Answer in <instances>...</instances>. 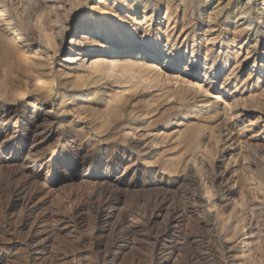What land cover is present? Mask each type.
I'll return each mask as SVG.
<instances>
[{
	"label": "bare ground",
	"instance_id": "6f19581e",
	"mask_svg": "<svg viewBox=\"0 0 264 264\" xmlns=\"http://www.w3.org/2000/svg\"><path fill=\"white\" fill-rule=\"evenodd\" d=\"M37 1H38V5L40 6V13H39L40 22H41V18L44 15V12H47V14H55L58 13V10L64 11L69 21H74V25H76V29L72 33L71 32L67 33V35L64 37V43L68 44V47H63L60 51V54H58L57 46L60 43H58V41H57L58 44L56 43V34H58V31L55 28L56 27L54 25L55 23L54 24L49 23V25L47 26L46 23H44L42 26H40V28L37 31L38 39H32L30 35L24 32L18 25L19 15H17L16 13L15 15L11 11L10 8L12 7H9V5L5 0H0V64L5 63L8 65V63H10L13 64V66L15 65L21 69H23V67L30 65L33 67H37L38 70V68L42 69L41 67L46 65L47 62L51 60V58L53 57L52 54L58 55L60 61L59 66L61 68L60 71L63 73L72 72L73 77L65 81V83H68L70 87H72L68 95L65 93L60 94L59 102L57 104L61 106V108H66L68 106H71L70 108L73 113H71L72 116L68 113L71 117H67V115H65V119L62 121V126L57 128V126H55V124L58 122L56 117L60 113H57L58 111L56 112L55 107L53 105L48 107L43 105L46 108H42V105L39 106V104L34 103L33 104L34 110H31L32 107L31 109L29 108L30 106L29 103L23 101L24 98L21 99L19 96L16 95L15 87L13 84H12L13 87H10L9 83L5 81L4 82L0 81V135L4 133L5 134L4 137L12 138L14 140H18V139H20V141L30 140L32 144L33 143L40 144L47 140H50L51 142L52 140L53 142L52 144L54 145L51 148V157L48 160L44 158L42 153H37L35 151L37 149H34L33 151V150H29V149L27 150L21 148V145L24 144L25 142L19 143L20 146L19 149L11 150L10 153L14 155L13 157H18L20 159H27L29 164L25 165V164L17 163L15 164L16 166L14 167L13 166L14 164L12 163L13 165L12 164L11 165L14 168L9 164L12 167V169H9V171H7L8 170L7 169L6 170L7 172H4L3 174L1 173L2 175L0 176V202H2L1 198L3 196H5L4 201H7V199H5L6 197L9 199L14 198L15 203L17 205L24 204L27 201H29L28 198L30 197L28 196L29 190L31 186L35 184L37 178L35 174L30 173V170L38 165L40 167L46 165L48 168L49 167L56 168L57 166L56 164L58 163V164H64V166L68 168L71 164L77 163L76 165H78L79 170L80 169L85 171L96 170V173H99L98 171L100 170L99 168L104 166L103 171L112 178L111 179L112 181L110 180L103 183H98L99 180L95 183H93L94 181H92L94 185L93 184H91L92 186L87 185L88 186L87 188H89L90 186L91 188L86 190V192L84 189H82L84 187H82L79 190H73V191H77V193L78 191L80 192L81 190H83L82 192H85L82 193L83 197L79 196L82 198L83 202L81 203L79 199V202L81 204L79 203L80 204L79 206H77L78 205L77 204L76 207H74L75 205L72 206L73 204L71 203L72 202L71 201L70 206L74 207V209L72 208V210L69 211L68 208H66L65 206V208L68 211L64 210L63 212H61L60 209L61 213L56 212L59 214V216L57 217L56 215L55 216L53 215L54 214L53 211V214H51L52 218H51L50 226H46L44 228L42 227L43 229L42 230L40 229L41 231L37 229L36 230L32 229L29 232L28 230L29 233L25 236L24 242L27 243L26 246L28 245L30 249L32 248V250H37L39 248L37 246L39 245V242L42 240V239L38 240V234L40 232H45L44 235H46V237L43 236L44 239L47 238L49 239L52 237V235H55V233L57 232V229L54 228L53 225L54 223L62 222L64 220L66 221V219L74 221L75 218H77L78 216L77 215L78 212H80L81 210L82 211L86 210L90 216L89 218L90 229L87 231V233L82 234L79 237V243L81 244V247L87 246V248L90 251L96 252L95 255L99 257L101 264H105L107 256H109L112 253L111 246L114 244L113 243L114 241L105 242L104 239L102 238L103 236L102 234H104L102 232L107 230L109 227H110L109 231L110 229L112 231L115 230L121 231V226H122L121 224L123 223V222L121 223V220L123 219L120 218L118 219L117 217L118 220L116 222L114 221L115 222L114 224L112 223L110 224L109 221L111 220V217L102 211V205L103 203L107 202V205H109V207H112V210H116V209L118 210L117 208L118 205L120 204V202L122 204L123 201L122 195L127 192V190L122 187L123 181L125 180L127 175L132 172L133 173V175L131 174L132 178L127 184L129 187L133 179L136 177V174L143 172L145 174V177L143 182L140 184V186L147 188H155L157 190L156 198L154 197L156 201H155V205L152 206L153 207L152 212L149 215V217L146 215L148 221L149 222L153 221L156 217H160V216L164 217V222H163L164 227H162L163 228L162 230L160 229L161 232L158 229L160 233L159 235H155V237L156 236L157 237H156V242L154 243L157 244V247L152 255L154 256L155 259H159L160 255L162 254L161 252L164 251H166L170 255H174L176 250L179 249V246L176 244H175L176 246H169L166 242H175V241L178 242L183 237L184 231L181 229L183 222L188 218L190 220L192 215L195 214L198 215L199 213L200 214L203 213L204 215H206V217L208 216L206 213L207 203L201 195V185H200L201 180L199 182V178L193 169V165L190 162V158L196 155L198 156V154H203L204 152L207 151V150L205 151V149L204 150L201 149L199 146L200 134H198V126L200 120L198 116L196 117L198 118L199 121L197 120L195 123H193V125H191V127L187 130L185 135H182L181 132L177 129L178 128L177 126L183 123V121L180 122V120H182L185 117L184 114L185 110L184 113L180 115L177 114V112L174 113L173 115L175 116L177 115V116L174 119L171 118L172 120L168 125L162 124L160 126H157L155 124L154 126L155 132L152 133L156 139L163 141L164 144L180 143L186 140L187 149L190 150V155L188 156V158L190 157L189 159L185 156L186 158H182L180 161L178 160L176 162L174 161L173 157L169 153H167V151L166 152L162 151L159 152L160 153L159 156H161L160 160L162 164H146L145 166L143 165V162L140 161V154L138 153L139 151H142L143 148L141 147V145L143 143H138V141H135V139H138V136H135V133H133L134 132L133 130L139 128H136L134 126L135 124L133 125L131 121L132 120L131 115H126L124 113L122 104L123 101L125 100L123 99V97H121L120 95H114L110 101H107L105 103L106 109L103 110V108L101 109L97 105L95 106L92 104L91 102L92 93L90 91H86L87 93L83 97L81 96L79 97L78 95H76L77 94L76 91L72 89L76 90L78 86H84L85 81L89 80L91 77L94 78L95 76L109 78L110 80H114V82L116 80L123 79L126 81L135 80L139 84H146V85L172 84L175 85V87H180V93H178L179 100L180 99L186 100L187 96L191 95V98L188 100H191L192 102L185 107L186 109L190 107L191 108L195 107L196 102L193 101L200 98L201 109L198 110L197 114L203 115V113H205L207 117L214 118L216 120L219 119L220 117H224V119L226 120V121L224 120L225 122H223L225 123L224 125H226V127L224 126L226 130L225 131L226 132L225 134L227 136L226 138L232 139L233 135L235 134L237 136V139L238 138L240 139L243 138L245 134L242 132L240 133L235 132L236 130L235 124H237V121H239V118L241 116L249 115L252 112L257 111L260 112L259 114H261L259 119H262L264 121V33L263 34L260 33L255 27L254 30L256 29V32H254V30L250 29L245 22L240 23L238 19H236V21H232L229 18L230 13L227 11L228 10L227 7L222 5V0H218L217 5H215L211 9V12L209 14H207L206 19L195 18V11H193L195 6H193L194 5L193 4L192 5L193 8H191L192 6L190 3L187 2V0H176V1L163 0V2L166 4V9L165 11H163V13H156V11H159V4L161 3L162 0H92L88 8H86V6L89 0H37ZM249 1H252L253 3H257L260 0H249ZM249 1L246 2V5H249ZM153 2L156 3L154 4ZM262 2L264 4V0H262ZM181 4L183 5V7H181ZM205 4L206 2L204 1L201 2L200 7H202ZM212 4L213 3L211 2V5ZM206 6L208 5H205V7ZM260 18L262 19L261 22L264 23V13H260ZM60 33L61 32H59V34ZM49 50H51L52 53H50ZM165 52L167 53L168 58H165L166 60L164 65H160L159 63H157V57H158L157 54L165 53ZM50 70L52 73L54 70H56V67L54 68V70L53 69ZM2 71H4V69H2ZM32 73L35 74L34 72ZM28 76L29 75H27V77ZM9 77H12V75L10 74ZM10 83H11V79H10ZM44 89H46V87ZM124 94L125 93H123V95ZM20 110L23 111L25 117H28L27 119L28 121H24L19 117ZM65 111L66 110H62L61 113L65 114L66 113ZM190 113L191 112H189V116ZM141 114H143V112ZM152 121L154 122L155 120H151V122ZM153 122L152 125L155 123ZM250 123L246 125L251 126V129H253V127L257 125L256 123H254V121ZM214 126H216V124ZM214 128L212 129L215 130ZM252 132H254L252 135L251 133L249 134L251 135L249 136V138L251 139L250 142L253 143L259 142L261 139L264 138V124L261 130L259 131L252 130ZM131 133L134 134L133 138H131L130 136ZM90 134L99 137V139L104 138V140L108 141V143L112 142L115 143L114 145L117 146L116 148L113 146L114 150L111 152L108 151L109 154H106V156L100 159L99 161L90 162L87 159L88 154L86 153V151L84 152V148L81 146L83 139L86 136L89 137ZM218 137L221 140L220 135ZM94 138H91V140L93 141ZM216 140L218 141V139ZM240 140L242 141L243 139ZM63 142L66 143L65 146L66 150L64 149L65 147L64 148L60 147ZM242 142H244V140ZM78 143L80 144L78 145ZM126 144L131 145L132 148L126 147ZM139 148L140 150L136 152L135 150ZM6 151H7V147L4 148L0 147V153L4 154ZM64 151H67L66 158L65 157H64L65 159H63V157L59 158V153L62 154ZM148 152L149 151H145L143 153L141 152L143 158L144 155L146 157ZM207 152L210 155L211 152L209 151ZM183 154L185 153L183 152ZM261 159L263 161L261 165V169L263 171V177H260V180L257 181L255 178L252 181L253 185H256V183L258 184L260 183V185L264 186V153ZM176 164L182 165L181 166L183 168L182 172H178V168L180 166L178 165L176 166ZM63 172L65 171L63 170ZM225 172H227V170ZM173 175H178V176L176 179H174ZM72 176L62 180V182H64L65 184L66 183L71 184V181L74 180ZM38 181L39 180H37V182ZM186 181H190L193 184L194 191L192 189L193 193L191 194V192H189L191 195L183 196L184 200L182 198H181L182 200H177L176 196L174 195V187ZM77 182L79 183L82 182V179L81 181H77ZM83 183L84 182H82L81 185L85 184L84 186L86 188L87 182H85L84 184ZM233 183H235V181ZM72 185H68V187ZM210 185L211 184H209V186ZM204 186H205V182H204ZM47 188H50L49 185ZM210 189L208 188L207 192L211 193ZM232 189H233L232 192L233 194L237 192V190H235L233 187ZM253 190L252 193H255L259 198L261 194L259 188L257 186H254ZM70 192L71 194L72 193H74L75 195L77 194L76 192H72V191ZM74 197L75 196H73V198ZM208 197L210 198V196ZM31 198H33L32 195ZM65 198H67V200L64 202L68 203L70 201V198L69 197H65ZM61 199L59 204H61L62 202ZM230 200H232L233 202L232 205L236 207L239 206L240 201L238 200H240V198L237 200L236 197V199H230ZM75 201L76 200H74L73 202ZM2 204L4 206L5 203ZM147 205L149 204L147 203ZM22 207L23 205L21 206V208ZM211 207H213L214 209L213 217H211L212 219L209 218L205 220V225L207 228L211 230L219 226L221 228V232L224 233L225 236L224 242L226 245L229 243L230 240L241 235L240 228L242 226L244 227V234H243L244 237L242 239V245H243L242 247L244 248L239 251L237 255L238 260L235 261V257L229 255L227 258H225L227 259V261H225L224 264H235L238 261L239 264H264V249L262 247H261L263 249L262 251H259L257 249L255 245L256 235L255 233H253L251 226H249V224L245 222V220L247 219L244 218L243 220H240L241 222L243 221V223H241L238 219L233 221L230 219V217L227 218L224 215V213H221V211L215 205V203L214 204L211 203ZM2 208L6 210L7 207L5 205ZM86 211L84 212V214L86 213ZM144 212L146 214V211ZM127 216L128 215H126V220H128ZM22 217L20 218L15 217V218L19 219L17 221H19V224L23 225L24 221L22 220ZM75 223H73V226H76L74 225ZM132 224L128 225L129 236L135 232L134 226ZM84 225L86 226V224ZM78 226H82V223ZM172 226H174L175 228L171 229ZM98 228L103 231L98 232L97 231ZM60 229L62 230V227ZM4 230L6 229L4 228ZM117 236L118 235L116 234V237ZM120 238L121 236L117 237L116 240ZM128 242H131V240ZM70 243L72 244V242ZM211 243L213 242L211 241ZM118 247L120 249L121 244ZM182 247L184 246H181V248ZM142 249L143 248H141V251ZM56 250L58 249L56 248ZM76 252L78 251H75V253ZM141 257L142 256H140L139 259ZM175 257H177V255ZM228 259L231 260L228 261ZM209 261H210L209 263H211V260Z\"/></svg>",
	"mask_w": 264,
	"mask_h": 264
},
{
	"label": "rangeland",
	"instance_id": "374dc122",
	"mask_svg": "<svg viewBox=\"0 0 264 264\" xmlns=\"http://www.w3.org/2000/svg\"><path fill=\"white\" fill-rule=\"evenodd\" d=\"M5 1L9 5V7H12V8H10L11 11L14 14L16 13L17 15H19L18 25L20 26V28L24 32L28 33L32 39H38L37 31L40 28V26H42L44 23H46V26L49 25V23H53V24L55 23L54 24L56 26L55 28L58 31V34H56V43H57V41H58V43H60V44L57 43L58 44V46H57L58 47V54H60V51L63 47H68V44L64 43V37L67 35V33H70V32L72 33L76 29V25H74V21H69L67 19L64 11L58 10L59 15H58V13L47 14V12H44V15L41 18V22H40V19H39L40 6L38 5L37 0H5ZM203 1L206 2L205 5H208V6L205 7V5H203L202 7H200L201 2H203ZM248 1L249 0H222V5L227 7V9H228L227 11L230 13L229 18L232 21H236V19H238L240 21V23L245 22L250 29L254 30V27H255V28H257V30L260 33L263 34L264 33V23L261 22L262 19L260 18V13H264V9H263L264 4H263L262 0H260L257 3H253L252 1H249V5H246V2H248ZM91 2H92V0H89L86 8H88L90 6ZM187 2L190 3L191 6L194 4L193 6H195V7H194V10L193 9L192 10L195 11V18L206 19L207 14H209L211 12V9L215 5H217L218 0H212V1L211 0H187ZM207 2H209V3H207ZM211 2L213 3L212 5H211ZM153 3L155 4L156 2H153ZM193 6L191 8H193ZM181 7H183L182 4H181ZM14 9L16 10V12ZM165 9H166V4L162 0L161 3L159 4V11H156V13H163V11H165ZM36 22H38V23H36ZM59 32H61V33L59 34ZM254 32H256V29L254 30ZM49 51H50V53H52L51 50H49ZM157 55H158L157 63H159L160 65H164L165 60H166L165 58H168L167 53L166 52L165 53H158ZM52 56H53L51 58L52 61L49 60L47 62V64L44 65L45 67L44 66L41 67L42 69L38 68V70H37V67H33L30 65L29 66L32 69L29 66L23 67V69H21L15 65H14L15 66L14 67L13 64H10V63H8L9 66L5 63L4 64L1 63L0 64V79H1L0 81L1 82L5 81V82L9 83L10 87H13L12 86V84H13L15 87L16 95L19 96L21 99L24 98L23 101L29 103V105H30L29 108L31 109V107H32L31 110H34V107H33L34 103L39 104V106L42 105V108H46L48 106L53 105L55 107L56 112L58 111L57 113H60L56 117L58 122L55 124V126H57V128H59L60 126H62V121L65 119V115H67V117H71L72 116L71 113H73L71 108H70L71 106H68L66 108H61V106H59L57 104L59 102L60 94L65 93L68 95L70 89L72 88V87H70V85L68 83H65V81L71 79L73 77V73L72 72H70V73L61 72L60 71L61 68L59 66L60 61H59L58 55L52 54ZM55 58H56V60H55ZM185 60H187V59H185ZM50 63H52V64H50ZM51 66H53V67H51ZM55 67H56V70H54ZM2 69H4V71H2ZM47 69H48V71H47ZM50 69H53L54 71L51 73ZM23 71H25V72H23ZM14 72H15V74H14ZM28 72H29V74H28ZM32 72H34L35 74H33ZM12 73L14 74V76L15 75L16 76L14 77ZM36 73H38V74H36ZM10 74L12 75V77H9ZM24 75H25V77H24ZM27 75H29V76L27 77ZM33 75H34V77H33ZM18 76H20V77H18ZM16 78H17V80H16ZM104 78L105 77H101V76H99V77L95 76L94 78L91 77L89 80L85 81L84 86H78L76 88V90L75 89H72V90L76 91V93H77L76 95H78L79 97L80 96L83 97L87 93L86 91H90L92 93V96H91L92 104L95 106L97 105L101 109L103 108V110L106 109L105 103L107 101H110L114 95H120L121 97H123V99L125 100V101H123V104H122L124 113L126 115H131V119H132L131 121H132L133 125L135 124L134 126L136 128H139V129L134 128L135 130H133L134 131L133 133H135V136H138V139H135V141H138V143H143L141 145V147L143 148L142 151H139L140 148L135 150L136 152L139 151L138 153L140 154V161L143 162V165L146 166V164H162V162L160 160L161 156H159L160 155L159 152H162V151L163 152L167 151V153H169L173 157L174 161H176V162L178 160L180 161L182 158H186V157L188 158V156L190 155V150L187 149L186 140L182 141L183 144H182V142L170 143V144L165 143L164 144L163 141L156 139L152 134L153 132H155V129H154L155 124L157 126H160L162 124L168 125L170 123V121L177 116V115L176 116L173 115L174 113L177 112V114L180 115V114L184 113V110H185V113H184L185 117L182 120H180V122L183 121V123L181 125L177 126L178 127L177 129L181 132L182 135H185V133L191 127V125H193V123H195L199 118V120H200V121L198 120L199 121L198 134H200L199 135V146L201 149H203V150L205 149V151L207 150V151L211 152L210 155L206 151L203 154H198L199 157L197 155L192 157V158L189 157L190 162L193 165V169L199 178V182L201 180V182H200L201 195L207 203L206 213L208 216L206 217V215H204L203 213H201V214L199 213L198 215H196V214L192 215L190 220L188 218L187 219L188 221L185 220L183 222V225L181 228L184 231L183 237L181 238L182 240L180 239L178 242L177 241L166 242L169 246H176V245L179 246V249L176 250L174 255H170L166 251L161 252L162 254L160 255L159 259H155L154 256L152 255L153 252L155 251L156 247H157V244L154 243V242H156V237H157V236L155 237V235H159L160 234L159 231L161 232V230L163 229L162 227H164V224H163L164 217L163 216L156 217L153 221H150V222L148 221V218H147V216L149 217V215L152 212V208H153L152 206L155 205V201H156L155 198L157 195V190L155 188H147V187H141L140 186V184L143 182L144 177H145V174L143 172L137 173L136 177L133 179L131 185L128 187L127 184L131 180L133 173L131 172L127 175V177L125 178V180L122 183V187L124 189H126L127 192L122 195L123 201H122V204L120 202V204L118 205V207H117L118 210L117 209L112 210V207H109V205H107V202L103 203V205H102V211L111 217V220L109 221L110 224L111 223L114 224L119 218L123 219V220H121V223L123 222L121 224L122 225L121 231H119V230L112 231L111 229L109 231L110 227L105 231L100 230L99 228L97 230L98 232L103 231L102 233H104V234H102L103 235L102 238L104 239L105 242L114 241L113 242L114 244L111 246V248H112V253L110 254L111 256L110 255L107 256L105 264H160V263L161 264H200L201 261H202L201 264H203V263L204 264H207V263L211 264L212 262H213L212 264H221V263L224 264V262L227 261V259H225V258H227L229 255H232L233 257H235V261H237L238 260L237 255H238L239 251L244 248V247H242L243 246L242 245V239L244 237L243 236L244 227L242 226L240 228L241 235L230 240L228 243L230 246L228 244L226 245L224 242V239H225L224 233L221 232V228L219 226H217L215 229L211 230V229L207 228L205 225V220L213 217V210L214 209H213V207H211V203H213V204L215 203V205L219 208L221 213H224V215L227 218L230 217V219L233 221H235L236 219H238L239 221L243 220L244 218L247 219V220H245V222H247L249 224V226H251L253 233H255V235H256L255 236V245L259 251H262L264 249V246H263L264 245V186L260 185V183L259 184L256 183V185H253L252 181L255 178L257 181V180H260V177H263V171L261 169V165H262L263 161L261 158H262L263 153H264V138L261 139L259 142H254V143L250 142L251 139L249 138V136H251L254 133V132H252V130L259 131L263 128L264 121L262 119H259V117L261 116V114H259L260 112L254 111L249 115H243L239 118V121H237V124H235V126H236L235 132H237V133L242 132L245 134V136H243V138H240V139H243L244 142H242L243 140L241 141L239 138L237 139V136L235 134L233 135L234 138L232 137V139H228V138H226L227 136L225 134L226 133L225 132L226 131L225 130L226 125H224L225 123H223V122H225L226 120L224 119V117H220L219 119L216 120L214 118L207 117V115H205V113H203V115L197 114L198 110L201 109L200 108V104H201L200 98L193 101V102H196L195 107H193V108L190 107V108L186 109L185 107L192 102L191 100H188L191 98V95L190 96L188 95L186 100H182V99L179 100L178 93H180V87H175V85H172V84H160V85L148 84V85H146V84H139L135 80H131V81L127 80L126 81L123 79L116 80L114 82V80H110L109 78H105V79ZM10 79H11V83H10ZM13 82L16 84H14ZM28 87H29V89H28ZM45 87H46V89H44ZM163 88H164V90H163ZM64 89H65V91H64ZM104 89L107 91H105ZM125 89H126V92H125ZM131 91H132V93H131ZM42 93L45 95H43ZM123 93H125L127 96L125 94H124L125 95L124 96ZM105 94L107 97L105 96ZM157 94H158V96H157ZM163 94H166V95H163ZM153 95H155V96H153ZM46 99H48V100H46ZM130 101H132V102H130ZM43 105L46 107H44ZM239 107H240V105H239ZM164 109H165V111H164ZM62 110H66L65 111L66 113L65 114L61 113ZM142 112H143V114H141ZM189 112H191L190 116H189ZM186 113H188V114H186ZM22 114H23V111L20 110L19 117L24 121H28L27 120L28 117H25L24 114L23 115ZM134 114H136V115H134ZM161 115H162V117H161ZM196 116H198V118ZM140 117H142V118H140ZM148 118H151V119H148ZM188 119L191 121V123ZM151 120H155L154 121L155 123L152 121L154 123L153 125H152ZM175 120H177V119H175ZM202 121H204V122H202ZM252 121H254V123L257 124L256 126L253 127V129H251V126L246 125ZM208 122H209V124H208ZM215 124H216V126H214ZM151 125H152V127H151ZM211 127L212 128L215 127L214 128L215 130H213ZM151 130H152V132H151ZM144 131H145V133H144ZM214 131H216V132H214ZM133 133L130 134L131 138L134 137ZM216 133H218V134H216ZM250 133H251V135H249ZM4 135H5L4 133H2L0 135V145H1L0 147L1 148L7 147V151L5 152L6 154L0 153V170H1L0 176L4 172L9 171V169H12L13 166L15 167L16 166L15 164H17V163L25 164V165L29 164L27 159H20L18 157H13L14 155H12L10 153L12 149H19L20 148L19 143L25 142L24 144L21 145V148H23V149H27V150L29 149V150H33V151H34V149H37L35 151L37 153H42L44 158L47 160L51 157V148L54 146L52 144L53 143L52 140H51V142H50V140H47V141L40 143V144H37V143L32 144V142L30 140H28V141H23V140L20 141V139L14 140L12 138H6V137H4ZM219 135H220L221 140L218 137ZM215 136L218 138H216ZM91 138H94L93 141L91 140ZM142 138H144V139H142ZM206 139L208 142L206 141ZM213 139H214V141H213ZM216 139H218V141ZM103 140H104V138L99 139V137L94 136L93 134H90L89 137L86 136L83 139L81 146L84 148V152L86 151V153L88 154L87 159L90 162L91 161L92 162L99 161L100 159L105 157L106 154H109V152L113 151L114 147L116 148L117 145H114L115 143H112V142L108 143V141H106V140L103 141ZM203 140H205V141H203ZM237 140H238V142H237ZM85 141H87V142H85ZM240 142H242V143H240ZM245 142H247V143H245ZM47 143H48V145H47ZM161 143H162V145H161ZM79 144L80 143H78V145ZM88 144H89V146H88ZM214 144H215V147H214ZM203 145L205 146V148ZM40 146H41V148H40ZM65 146H66V143L63 142L60 147L64 148ZM202 146H203V148H202ZM126 147L132 148V146L129 144H126ZM64 149L66 150V147ZM260 149H261V151H260ZM144 150L149 151L150 153L148 152L146 157L144 155V158H143L142 153L145 152ZM183 152L185 154H183ZM66 153H67V151H64L62 154L59 153V158L63 157V159H65ZM202 156H203V159H202ZM157 157H159V158H157ZM97 158H98V160H97ZM153 158L154 159L156 158L157 160L156 159L154 160ZM196 160H197V162H196ZM75 161H73V162H75ZM77 162H79V161H77ZM9 164L10 165L12 164L13 166L11 165L12 166L11 167ZM76 164L77 163H75V164L73 163L68 168H66L64 166V164H58V163L56 164L57 165L56 168L55 167H49L48 168L46 165H43L41 167L39 165L36 167H33L30 170V173L35 174L37 176V178H36L35 184H33L31 186L29 193H28V196H30V197H28L29 201H27V202H29V203L26 202L24 204L17 205L15 203L14 198L9 199L6 197L5 199H7V201H4L5 196H3L1 198L2 202H0V206H1L0 207V219H1L0 220L1 221L0 222V231H1L0 232V264H25V263L26 264H42V263L43 264H52V263L53 264L54 263L55 264H57V263L58 264H72V263L73 264H101L99 257L97 255H95L96 252L90 251L87 248V246L81 247V244L79 243V237L82 234L87 233V231L90 229V227H89L90 216L86 210H83V211L81 210L80 212H78V214H77L78 216H77V218H75L74 221L66 219V221L64 220L62 222L54 223L53 225H54V228L57 229V232L55 233V235H52V237L49 239L48 238L44 239V237H46V235H44L45 232H40L38 234V240L39 239L40 240L42 239V240L39 242V245L37 246L39 248L37 250H32V248L30 249V247L28 245L26 246L27 243L24 242L25 236L32 229L33 230L37 229V230L41 231L44 227L50 226V224H51L50 222H51V218H52L51 214H53V211H54L53 215L54 216L56 215V217H57V216H59L58 213H61L64 210L70 211V210H72V208L74 209V207H76L77 204H78L77 206H79L83 202V200L81 198V197H83L82 193H85L86 190L90 189L92 186L91 184L97 182L98 180H99L98 183H103L106 181H110L112 179L110 176H108L107 173H105L103 171L104 166L99 168L100 169V170H98L99 173H96V170H87V171L82 170V169L79 170L78 165H76ZM177 165L178 164H176V166ZM7 166H9L11 168H9ZM178 166H180L178 168V172H182V170H183V168L181 167L182 165H178ZM63 170L65 172H63ZM226 170H227V172H225ZM71 176L74 179L71 181V184H68V183L65 184L64 182H62V180L66 179L67 177H71ZM177 176L178 175H173V178L176 179ZM248 178H250L251 180ZM81 179H82V182H84V183L87 182L86 188L84 186L85 185L84 183H83L84 185H81L82 182H80V183L77 182V181H81ZM85 179H86V181H85ZM37 180H39L40 182L39 181L37 182ZM232 180H234L235 183H233L234 181H232ZM92 181H94V182L92 183ZM203 181L205 182V186H204ZM248 181H250V182H248ZM44 183H46V184H44ZM72 184H75V185H72ZM77 184H79V185H77ZM209 184H211V185L209 186ZM248 184H250V185H248ZM38 185H40V186H38ZM41 185H43V186H41ZM48 185L50 188H47ZM68 185H72V186L68 187ZM87 185H91V186L89 188H87L88 187ZM178 185H176L174 187V195L176 196L177 200H182V199L184 200L183 196L191 195L194 191L193 184L190 181H186V182H183V183L178 184ZM254 186H257L261 192L259 198L255 193H252L254 191L253 190ZM82 187H84V188H82ZM232 187L235 190H237L238 193L236 192L233 194L232 193L233 192ZM81 188L85 190V192H82L83 190L80 191L81 195H80L79 191H78V193H77V191H73V190H79ZM145 188H147L148 190ZM208 188L209 189L211 188L210 189L211 193L207 192ZM137 189H139V190H137ZM192 189H193V191H192ZM239 189H240V191H239ZM70 191L76 192L77 194L76 195L74 193L71 194ZM189 192H191V194ZM241 193H243V194H241ZM31 195L33 198H31ZM207 195L210 196V198ZM73 196H75V197L73 198ZM79 196H81V197H79ZM234 196H235V198H234ZM59 197H60V199L62 198L61 200L64 204L62 202H61V204H59L60 203ZM63 197L64 198L69 197L70 201L68 203H65L64 201H66L67 198L64 199ZM236 197H237V200L240 198V200H238V201H240L239 206H237V207L232 205L233 202H232V200H230V199H236ZM72 198L76 201L73 202L74 200ZM58 199H59V202H58ZM79 199H80L81 203L79 202ZM207 199H210V200H207ZM146 200H148V201H146ZM248 201H250V202H248ZM70 202L73 204L72 206H74V205L75 206L74 207L70 206L71 205ZM143 202H145V203H143ZM2 203H5L4 206L6 205V207H7L6 210L2 208V207H4ZM57 203H58V205H57ZM139 203H141V204H139ZM147 203L150 205V207H149V205H147ZM68 204H69V206H68ZM250 204H251V206H250ZM22 205H23V207L21 208ZM142 205H144V206H142ZM53 206L55 207V209ZM65 206H66V208H68V210L65 208ZM60 209H61V212H60ZM85 211H86V213L84 214ZM144 211H146V214ZM56 212H58V213H56ZM142 213H143V215H142ZM6 214H8V215H6ZM84 215H86V216H84ZM126 215H128L127 219L129 221L126 220ZM15 217L16 218L22 217L24 224L23 225L19 224V221H17L19 219H16ZM117 217H118V219H117ZM82 220L84 223L82 222ZM199 220L201 221V223ZM191 221H193L194 223ZM4 222L6 225L4 224ZM72 222L73 223L76 222L74 224L76 226H73ZM127 222H130V223H127ZM135 222H137V223H135ZM81 223H82V226H78ZM87 223H88V225H87ZM132 223H134L136 225H134ZM241 223H243V221ZM3 224H4V226H3ZM84 224H86V226ZM129 224L130 225L132 224L134 226V229H135L134 230L135 232L130 236L128 234V225ZM1 226H2V228H1ZM14 226H15V228H14ZM59 227L60 228L62 227V230ZM76 227H77V229H76ZM4 228L6 230H4ZM174 228H175L174 226L171 227V229H174ZM82 229H83V231H82ZM158 229H159V231H158ZM206 229H208V230H206ZM28 230H29V232H28ZM58 231H60V232H58ZM210 231H212L214 234ZM126 232H127V234H126ZM116 234L118 235L117 237L121 236V238L116 240V238H117ZM124 235L125 236L127 235L126 236L127 239ZM184 235H186V236H184ZM215 239H217L218 241ZM262 239H263V242H262ZM69 240H70V242H72V244L69 242ZM130 240H131V242H128ZM210 240L213 243H211ZM260 240H261V242H260ZM119 241H120V243H119ZM215 241H216V243H215ZM68 242H69V244H68ZM181 242H183V243H181ZM218 242H219V244H218ZM139 243H141V244H139ZM78 244H79V246H78ZM120 244H121V248L119 249L118 246H120ZM163 245H161V246H163ZM181 246H184V247H182L183 249L181 248ZM70 247H71V249L73 248L74 250L73 249L71 250ZM213 247H215V248H213ZM56 248L58 250H56ZM141 248H143L142 251H141ZM75 251H78V252L75 253ZM60 252H62L63 254ZM116 252H118V253H116ZM176 255H177V257H175ZM140 256H142V257L139 259ZM171 257H173V258H171ZM47 259H49V260H47ZM61 259H62V261H61ZM70 259H72V260H70ZM117 260H118V262H117ZM209 260H211V263H209L210 262ZM230 260L231 259H228V261H230ZM152 261H153V263H152ZM220 261H221V263H220ZM235 264H239V261L236 262Z\"/></svg>",
	"mask_w": 264,
	"mask_h": 264
}]
</instances>
